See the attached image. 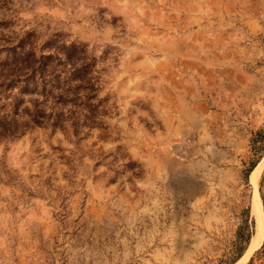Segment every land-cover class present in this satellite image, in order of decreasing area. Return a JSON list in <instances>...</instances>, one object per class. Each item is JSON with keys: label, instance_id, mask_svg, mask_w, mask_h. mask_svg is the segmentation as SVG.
<instances>
[{"label": "rangeland", "instance_id": "obj_1", "mask_svg": "<svg viewBox=\"0 0 264 264\" xmlns=\"http://www.w3.org/2000/svg\"><path fill=\"white\" fill-rule=\"evenodd\" d=\"M26 37L85 47L106 114L0 138V264H226L244 245L239 262L264 158V0H0V60ZM17 93L0 91V117ZM257 192L264 214V166Z\"/></svg>", "mask_w": 264, "mask_h": 264}, {"label": "trees", "instance_id": "obj_2", "mask_svg": "<svg viewBox=\"0 0 264 264\" xmlns=\"http://www.w3.org/2000/svg\"><path fill=\"white\" fill-rule=\"evenodd\" d=\"M96 74L94 60L81 45L59 42L38 48L35 40L21 39L0 60V91L18 85L10 110L0 117V138L9 139L34 128L78 135L98 127L106 114L107 98H99L101 83ZM255 167L253 162L249 173ZM238 237L245 243L249 241V236L240 238L241 230ZM244 249V245H238L226 264H234ZM252 263L253 258L248 264Z\"/></svg>", "mask_w": 264, "mask_h": 264}, {"label": "bare ground", "instance_id": "obj_3", "mask_svg": "<svg viewBox=\"0 0 264 264\" xmlns=\"http://www.w3.org/2000/svg\"><path fill=\"white\" fill-rule=\"evenodd\" d=\"M264 166V158L262 161L253 169L250 174V183L254 188L251 205H250V215L256 223L257 234L254 235L248 245V249L246 250L243 258L236 264H245L252 253L261 246L263 237H264V214L261 199L257 192V182L259 178V174Z\"/></svg>", "mask_w": 264, "mask_h": 264}, {"label": "water", "instance_id": "obj_4", "mask_svg": "<svg viewBox=\"0 0 264 264\" xmlns=\"http://www.w3.org/2000/svg\"><path fill=\"white\" fill-rule=\"evenodd\" d=\"M257 234V228H256V223H255V221H254V229H253V234H252V237L254 236V235H256ZM252 237H251V239H252ZM251 239H250V241H251ZM250 243V242H249Z\"/></svg>", "mask_w": 264, "mask_h": 264}]
</instances>
